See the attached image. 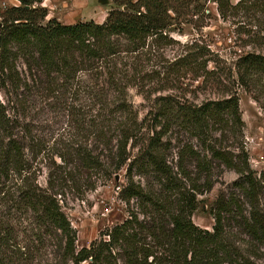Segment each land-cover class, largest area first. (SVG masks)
Returning <instances> with one entry per match:
<instances>
[{
	"label": "trees",
	"instance_id": "16d2710c",
	"mask_svg": "<svg viewBox=\"0 0 264 264\" xmlns=\"http://www.w3.org/2000/svg\"><path fill=\"white\" fill-rule=\"evenodd\" d=\"M16 1L0 14V264H264V170L249 165L238 96L264 111V0H211L255 50L227 69L201 40L172 37L204 27L199 0H112L103 23L69 25ZM122 169L127 217L77 249L63 205ZM222 169L239 178L201 229L198 197Z\"/></svg>",
	"mask_w": 264,
	"mask_h": 264
},
{
	"label": "rangeland",
	"instance_id": "374dc122",
	"mask_svg": "<svg viewBox=\"0 0 264 264\" xmlns=\"http://www.w3.org/2000/svg\"><path fill=\"white\" fill-rule=\"evenodd\" d=\"M199 1L204 4L209 17L205 20L204 27L193 29L186 25L180 34H172L173 39L180 44L201 40L219 56L223 61L221 65L226 69L240 55L255 51L251 46L244 44L245 36L236 34V25L232 24L235 19L223 21L217 12L215 3L211 0ZM237 1L231 0V3L235 4ZM17 5L16 0H0V14L6 8ZM39 7L46 10L47 19L54 18L62 24L69 25L91 20L95 23H103L108 12L114 9L115 5L112 0H41ZM244 25L246 29H249L248 22L245 21ZM178 51H180L178 45L171 46L165 50V56L170 60ZM197 85L198 82H195L189 89L194 90ZM196 95L197 102L214 98L210 90L196 92ZM238 96L241 117L245 125L243 141L249 154V165L254 171L260 172L264 170V111L253 99L252 92L247 93L239 88ZM128 100L138 117L142 118L146 112L147 103L135 88L128 90ZM124 175L125 169H122L110 181L88 192L82 200L68 198L63 205V212L77 232V249L88 246L91 241L99 237L101 231L122 222L127 217L126 205L118 198L120 186L125 185ZM44 176L40 178L42 185L45 184ZM238 178L239 175L230 170L222 169L218 173L211 191L198 197V207L192 216V222L196 226L211 231L213 220L209 213L210 207L218 193L229 188ZM130 205L132 208L133 203Z\"/></svg>",
	"mask_w": 264,
	"mask_h": 264
},
{
	"label": "water",
	"instance_id": "95a60500",
	"mask_svg": "<svg viewBox=\"0 0 264 264\" xmlns=\"http://www.w3.org/2000/svg\"><path fill=\"white\" fill-rule=\"evenodd\" d=\"M115 177H118V176H115Z\"/></svg>",
	"mask_w": 264,
	"mask_h": 264
}]
</instances>
